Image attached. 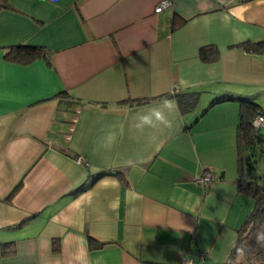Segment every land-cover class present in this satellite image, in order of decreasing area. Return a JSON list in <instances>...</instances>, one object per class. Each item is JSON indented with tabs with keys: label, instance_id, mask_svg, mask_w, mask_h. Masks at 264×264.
Here are the masks:
<instances>
[{
	"label": "crops",
	"instance_id": "crops-1",
	"mask_svg": "<svg viewBox=\"0 0 264 264\" xmlns=\"http://www.w3.org/2000/svg\"><path fill=\"white\" fill-rule=\"evenodd\" d=\"M7 1L0 246L14 251L0 264H179L200 250L214 262L228 256L254 206L238 186L237 99L264 110V54L239 44L264 40V0H172L159 11L161 0ZM174 13L185 19L175 28ZM20 43L48 49L49 63L4 56ZM207 45L217 47L216 60L200 58ZM188 91L199 92L198 103L165 112L171 128L132 127L153 108L166 111L161 95ZM135 99L145 101H125ZM109 133L116 139L105 148ZM208 169L218 179L195 181ZM89 237L100 245L89 247Z\"/></svg>",
	"mask_w": 264,
	"mask_h": 264
},
{
	"label": "trees",
	"instance_id": "trees-1",
	"mask_svg": "<svg viewBox=\"0 0 264 264\" xmlns=\"http://www.w3.org/2000/svg\"><path fill=\"white\" fill-rule=\"evenodd\" d=\"M6 1V3H2ZM7 0H0V7H10ZM185 19L176 13L171 19V27L175 28L184 23ZM245 51L256 54H264V40H245L239 44ZM6 58L21 62L29 61L35 57L42 56L49 63L48 49L43 46L30 44H15L6 50ZM199 56L204 61H214L219 56L217 47L212 45L202 46ZM68 95L67 92H62ZM173 96L180 112L185 113L192 110L198 103L199 92H174V94H163L161 97ZM160 97V96H159ZM238 120L236 124V163L238 168V186L240 190L253 198L254 206L243 222L237 228V237L230 249L227 259L222 264H264V245L257 243L256 234L264 232V180L260 179L257 172L258 153L264 152V133L261 129L264 125L256 126L254 118L257 114H264L260 105L249 98L239 97ZM130 103H142L145 100H125ZM119 172L114 174L118 175ZM89 247L94 248L100 245L92 237L88 239ZM8 245V244H7ZM243 248V254L238 255L237 249ZM60 244L53 241V250L58 251ZM14 248L6 250V244L0 246V255L11 253Z\"/></svg>",
	"mask_w": 264,
	"mask_h": 264
},
{
	"label": "clouds",
	"instance_id": "clouds-1",
	"mask_svg": "<svg viewBox=\"0 0 264 264\" xmlns=\"http://www.w3.org/2000/svg\"><path fill=\"white\" fill-rule=\"evenodd\" d=\"M160 104L166 111H161L159 109L153 108L151 114H145L140 117V121L132 125L137 131H143L145 127L154 128L158 124H162L165 127H172V122L167 119L165 112H176L178 111V105L175 100L169 99L168 97H163L160 101ZM109 143L103 145L105 148H110L112 143L115 142L116 136L115 133H109ZM257 243L264 245V232H258L256 234ZM238 255L243 254V248L237 249Z\"/></svg>",
	"mask_w": 264,
	"mask_h": 264
},
{
	"label": "built area",
	"instance_id": "built-area-1",
	"mask_svg": "<svg viewBox=\"0 0 264 264\" xmlns=\"http://www.w3.org/2000/svg\"><path fill=\"white\" fill-rule=\"evenodd\" d=\"M171 4L172 0H161L155 7V10L159 11L165 7L170 6ZM254 124L256 126L264 125V114H257V116L254 118ZM77 159L82 162L84 161L81 156H77ZM194 179L199 183H207L218 179V176L217 174H215V172H213L212 169H208L196 175ZM206 253L207 252L205 250H200L198 253L199 256L195 260L193 258H185L179 264H202L204 258L206 257Z\"/></svg>",
	"mask_w": 264,
	"mask_h": 264
},
{
	"label": "rangeland",
	"instance_id": "rangeland-1",
	"mask_svg": "<svg viewBox=\"0 0 264 264\" xmlns=\"http://www.w3.org/2000/svg\"><path fill=\"white\" fill-rule=\"evenodd\" d=\"M261 132L264 133V128L261 129ZM258 166H257V172L261 175L260 179L264 180V152H262L261 154L258 153ZM227 259V256L225 258H223L222 260H218L216 262H214V260L210 259L209 257L205 258L202 264H206V262H211V264H222L225 260Z\"/></svg>",
	"mask_w": 264,
	"mask_h": 264
}]
</instances>
